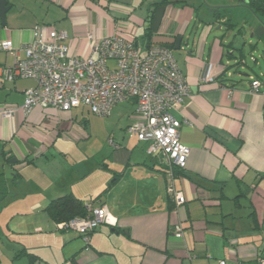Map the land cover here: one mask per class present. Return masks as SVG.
<instances>
[{
    "label": "crops",
    "instance_id": "1",
    "mask_svg": "<svg viewBox=\"0 0 264 264\" xmlns=\"http://www.w3.org/2000/svg\"><path fill=\"white\" fill-rule=\"evenodd\" d=\"M7 1L10 10L5 25L0 17V43L11 40L15 51L0 50V111L23 107L25 91L36 85L32 79L8 78L17 59L25 58L23 47L34 27L52 26L65 32L72 55L90 53L89 34L102 39L117 33L132 35L144 53L152 11L150 45L173 50L189 85L182 106L171 113L181 121L180 140L191 153L183 174H175L174 181L186 202L179 207L174 203L170 209L166 165L160 156L148 154V143L137 140L139 145L130 151L114 142L113 163L100 169L110 174L99 180L74 177L76 173L94 174L98 169L91 163L53 165L62 159L57 142L86 125V121L79 123L75 113L86 107L69 113L36 107L28 116L19 110L12 119L0 112V174L9 188L0 209L26 180L30 185L26 192L39 199L27 208L37 214L16 230L21 236L11 240V254L2 256L0 249V264H219L222 260L257 264L264 249L251 241L234 240L237 221L233 211L243 207L241 197L249 198L252 211L248 217L264 234V74L245 70V47L249 44L251 50L256 49L260 41L238 39L243 24L237 35L227 32L240 25L223 19L232 6L224 0ZM222 29L225 33L217 32ZM257 35L264 40L263 33ZM179 37L182 43L177 49ZM210 66L214 81L207 82ZM253 78L261 82L257 93L251 92ZM127 102L135 112V101ZM50 164L53 172L34 175ZM69 193L84 203L91 199L86 203L106 206L117 225L99 227L90 235L89 244L78 233L61 229L44 209ZM177 223L184 228L183 239L171 232Z\"/></svg>",
    "mask_w": 264,
    "mask_h": 264
},
{
    "label": "built area",
    "instance_id": "2",
    "mask_svg": "<svg viewBox=\"0 0 264 264\" xmlns=\"http://www.w3.org/2000/svg\"><path fill=\"white\" fill-rule=\"evenodd\" d=\"M68 36L52 26H36L31 38L24 45L25 58H18L8 78L32 79L35 87L25 91L23 107L9 106L0 112L12 119L19 110L28 116L34 108H54L69 113L75 108L86 107L98 116H110L118 104L135 101L133 121L127 127L130 138L148 143V154L160 156L168 169V192L177 207L186 199L176 190V168L185 169L191 149L180 140L182 123L171 111L182 106L189 95V85L181 72L172 49L152 46L141 53L135 47L132 35H116L96 39L88 35L90 53L77 56L70 53ZM0 50L14 52L11 40L0 43ZM113 63V65H111ZM205 81L212 82V66ZM261 82L253 78L251 92L260 91ZM115 145L114 141H110ZM87 216L60 223L61 229L71 230L90 241V235L100 226L113 227L106 206L87 203ZM176 239H183L184 228L180 223L172 227ZM219 264H227L225 260ZM264 264V254L258 258Z\"/></svg>",
    "mask_w": 264,
    "mask_h": 264
},
{
    "label": "rangeland",
    "instance_id": "3",
    "mask_svg": "<svg viewBox=\"0 0 264 264\" xmlns=\"http://www.w3.org/2000/svg\"><path fill=\"white\" fill-rule=\"evenodd\" d=\"M224 1L227 5H231L232 7L229 12H224L225 16H223V19L226 21L231 18L233 22H240V25H238L235 30L230 29L227 30V32L230 33V35L234 32L232 35L233 37L239 33V28L243 24L244 31L242 35H238V39L240 38L242 41L244 40L248 42L254 41V43L260 41L259 47L256 49L251 50L249 44L245 47L247 54L246 72L250 74H264V40H260L257 35L259 32L264 34V15H260V17L256 16L248 7H243V3L240 0ZM219 27L220 26H218V29ZM225 31L226 30L222 29L217 32L225 33ZM253 34H256V36L252 38ZM262 38L264 39V35H262ZM250 52L253 53V57H251ZM133 112L132 105L129 102L116 105L112 114L104 117L90 113L87 108L77 109L75 113L79 114V123L81 121H86V125L84 128L81 127V132H71L70 134L72 137L64 135L60 139L62 141L57 142L56 148H61L60 156L62 159L59 160L58 158L56 161L59 165L55 163L53 165L60 168L61 165L80 166L85 165L87 162L91 163L93 168L98 169L94 174L91 173L85 177H83L82 174L80 175L76 173L77 175L74 177H78L79 179L83 178L82 180H99L102 179L105 174H110L109 171L100 170L101 168H104V165L113 163V153L115 152V148L110 141L113 140L121 148L130 151L136 149L139 145L137 139L130 138L125 130L129 123V116H131ZM130 171L131 170H128V174ZM42 172L44 174L53 172L52 165L50 164L47 167H43L41 171L37 170L34 175H42ZM11 176L12 175H9L10 178ZM29 186L30 185H28V181L26 180L25 185L22 188L19 186L17 189H14L5 205L0 209V249L2 251L1 253H3L2 256H5V254H11L13 251V242L11 240L17 238L15 236H21L16 234L20 233L16 230L23 229V226H20V224L33 219L34 215L37 214L35 213L36 210L33 209L27 211L28 207H31L39 200L36 198V195L26 192ZM246 191L248 194L250 193V195H252L250 188H246ZM90 200L91 199H89V201ZM89 201L86 200V202ZM250 202L251 200L249 198L241 197L243 207L236 208L233 211L237 221V230L235 232L236 236L234 237V240L238 243L251 241L255 243L259 249H264V234L254 228L252 218L249 219L248 217L252 211L250 208ZM231 236H233V233L230 234L229 238ZM54 243L60 245L59 242ZM44 251L47 252L48 250L44 249ZM262 252L264 253V250Z\"/></svg>",
    "mask_w": 264,
    "mask_h": 264
},
{
    "label": "trees",
    "instance_id": "4",
    "mask_svg": "<svg viewBox=\"0 0 264 264\" xmlns=\"http://www.w3.org/2000/svg\"><path fill=\"white\" fill-rule=\"evenodd\" d=\"M244 5L248 6L252 11H254L257 15H264V0H240ZM152 11L149 14V17L147 18V22L149 23L147 28L145 29L146 37L148 38L147 47L150 48L151 39H152V32H151V18H152ZM136 47V44H135ZM137 48V47H136ZM168 48V47H167ZM164 165H166L164 163ZM167 173L168 168L167 165L165 167ZM185 169H179L176 168L174 170V173L176 175L183 174ZM9 194V188L8 185L4 179V175L0 174V205L4 203L5 199L7 198ZM169 201H170V209H173L174 201L173 197L169 195ZM93 204V203H91ZM86 205L87 203H84L82 200L77 198L74 194L69 193L64 196H61L59 198L53 199L44 209L46 214L50 219H52L56 223H63V222H69L72 219L75 218H82L88 215L86 212ZM172 232V230H171ZM90 241L87 243L89 244ZM24 251V250H22ZM21 251V252H22ZM26 252V251H25ZM24 252V253H25ZM27 253V252H26ZM264 254L263 252L260 253V256ZM258 264V260H257Z\"/></svg>",
    "mask_w": 264,
    "mask_h": 264
},
{
    "label": "water",
    "instance_id": "5",
    "mask_svg": "<svg viewBox=\"0 0 264 264\" xmlns=\"http://www.w3.org/2000/svg\"><path fill=\"white\" fill-rule=\"evenodd\" d=\"M9 10H10V7L8 5V1L7 0H0V17H1L3 25L6 24L5 18H6V14ZM181 43H182V39H181V37H179L177 39V43H176L177 49H179L181 47Z\"/></svg>",
    "mask_w": 264,
    "mask_h": 264
},
{
    "label": "bare ground",
    "instance_id": "6",
    "mask_svg": "<svg viewBox=\"0 0 264 264\" xmlns=\"http://www.w3.org/2000/svg\"><path fill=\"white\" fill-rule=\"evenodd\" d=\"M133 116V115H132Z\"/></svg>",
    "mask_w": 264,
    "mask_h": 264
}]
</instances>
